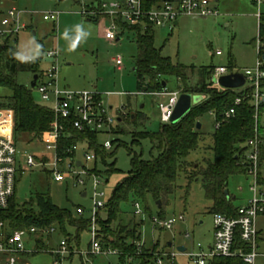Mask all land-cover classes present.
<instances>
[{
  "label": "rangeland",
  "instance_id": "1",
  "mask_svg": "<svg viewBox=\"0 0 264 264\" xmlns=\"http://www.w3.org/2000/svg\"><path fill=\"white\" fill-rule=\"evenodd\" d=\"M116 2L122 0H104ZM96 0H0V11L16 9L25 12L24 20L27 29L22 30L17 37L18 59L20 62H28L32 58H38L43 52L56 50L59 59L47 60L41 64V69L52 68L53 63L58 67L59 80L78 91H97L102 94L105 108L109 110V116L115 120L121 119L120 112L125 108L127 116L141 114L147 118L138 130L147 129L150 132H158L163 126L158 104L167 101L163 97H157L145 89L151 80L145 81L144 87L139 83L135 72L138 47L135 41V32L126 31L120 37V41L110 42L105 38V29L108 20L101 13ZM220 17L217 18H193L182 17L180 25L173 31L166 28H155V46L162 50L163 57L172 59L188 67H196L195 74L189 71L193 82L198 79L197 73L201 67L222 66L229 63L233 58L237 71L244 73L253 66L255 51L254 39L258 34L257 16L264 17V0L258 4L255 0H220L217 3ZM52 12H59L60 18L56 23L45 21L44 16ZM85 12V14H83ZM91 21H90V20ZM79 26V32L77 31ZM79 39L77 40V36ZM221 52L220 55H215ZM121 56L124 68L117 70L112 60ZM33 76L25 72L19 73L17 81L32 90L33 98L39 105H44L41 94L32 89ZM164 80L168 87L164 88L169 93L181 92L180 82L174 77ZM224 91L223 86H215ZM158 90L160 94L164 92ZM10 92L0 88V97L9 96ZM183 94H181L182 96ZM180 96V97H181ZM192 99H194L192 97ZM3 110L0 112H7ZM205 141L200 144L199 150L193 152L188 160L195 166L203 165L204 159L211 157V136L215 131L216 123L214 116L206 115L201 119ZM126 135L101 134L99 141L104 144L107 141H123L126 146L114 144L108 152L114 153V158H108L110 166L115 163L119 173L105 179L100 191L105 194L108 203L112 198L114 189L128 176L131 171L132 155L136 153L143 160L150 161L152 157V143L150 139L141 141L139 145H132L134 125L124 121L120 124ZM2 131L11 134L10 126H1ZM21 154L46 153L45 147L39 140L32 141L29 136L19 137L17 140ZM120 146V147H119ZM132 153V154H131ZM80 162L85 163L84 152L78 157ZM94 163H88V167H94ZM98 169L106 171V166L99 158ZM187 175H181L178 180V189L171 198L170 203L164 207V217L160 216V208L150 203L151 214L142 207L141 215L134 216L135 206L133 203L122 206L124 213V224H131L130 228L143 223L140 228L142 237L130 241L136 248L135 256H132L134 264L143 254L155 255L156 253H178L179 246L186 247L189 253L197 251L198 244L206 245L213 234V214L210 212L212 202L206 197L201 181L193 182L190 187L189 179L195 175L191 169ZM84 185L69 181L59 183L43 169L35 168L19 175L17 186V200L21 205L37 199V195L49 196L52 202L71 212L76 219H90L92 210L93 183L89 177H83ZM251 180L246 175H236L229 179L228 192L236 197L234 205L236 208L246 206V200L252 196L250 192ZM84 194H87L84 196ZM84 210L85 214L80 216L78 209ZM103 215V214H102ZM183 215L184 222L179 221ZM175 219L176 224L172 230H163L156 226V218ZM99 228V227H98ZM100 229V228H99ZM259 239L257 244L258 258L255 264H264V217L258 221ZM71 236L68 238L74 251L70 257H66L61 264H119V257L114 255L95 256L91 254L92 236L89 231L80 234L79 244L76 243V230L68 228ZM189 235L190 238H186ZM63 234L57 228L51 237L46 251L25 260L27 264H54L57 256L49 252L57 250ZM173 246L170 247L169 244ZM35 246H31L34 250ZM156 256V255H155ZM171 264V263H167ZM176 264H193L187 254H177Z\"/></svg>",
  "mask_w": 264,
  "mask_h": 264
},
{
  "label": "trees",
  "instance_id": "2",
  "mask_svg": "<svg viewBox=\"0 0 264 264\" xmlns=\"http://www.w3.org/2000/svg\"><path fill=\"white\" fill-rule=\"evenodd\" d=\"M121 26L136 34L138 56L135 72L139 83L143 86L147 79L151 80L148 88L144 86L147 93H157L158 90H163L168 87L164 78L174 77L180 82L182 94L205 97V100L193 106L179 123L163 124L158 132L137 129L141 126L138 125L139 121L142 124L147 121L142 114L138 118L135 115L122 118L113 130L115 135H126V130L120 127V124L127 121L135 126L133 132L129 133L132 136V145H139L145 139H150L152 143L153 159L145 161L136 153L132 155L131 171L114 189L112 198L98 221L100 228L98 237L102 245L105 248L119 251V264H127L136 253V248L130 244V241L142 237L140 228L143 223L134 225L133 229L130 228L131 224L125 225L122 206L130 203L135 206L139 203L146 212L151 214L150 203L156 205L158 201H161L163 207L159 212L160 216L164 217L163 209L175 195L178 180L181 175H187L191 169L195 170V175L189 179L188 187L195 181H201L207 199L212 202L210 212L213 215L222 214L229 218L238 217L239 208L234 205V196L230 193L227 196L226 191H228L229 179L232 176L246 175L245 143L253 135V120L252 110L248 105L239 108L233 119H223L224 113L234 105L236 95L232 92H222L211 83L217 66L201 67L197 73V81L193 82L188 72L192 71V74H195L196 67L174 63L172 59L163 57L162 50L155 46L153 27L148 26L147 31L143 32L139 26L130 27L122 23ZM228 65L231 68L235 67L233 58H230ZM40 69L39 59L34 63L19 61L17 38L7 39L0 44V88L10 92L9 96L0 97V111H13L16 143L18 138L24 135L29 136L32 141L40 140L45 133L51 130L55 122L54 113L49 108L37 104L32 90L20 85L17 81L19 73L28 72L35 75L40 72ZM164 82L166 87L163 86ZM210 113H214L217 121L222 123L211 136V157L204 159L203 165L195 166L188 158L193 152L199 150L200 144L206 139L203 131L197 130V124ZM60 124L64 128L59 144L61 155L79 157L81 151L68 152V150L84 145L88 151H93L97 160L100 158L106 166V171L101 172L96 162L95 173L102 175L107 181L109 176L119 173L115 163L110 166L107 163L108 158H114V153L109 154V151L100 143V133L78 131L70 121H60ZM114 144L126 146L123 141L119 140L113 141ZM18 182L19 178L17 186ZM17 186L9 207L4 210L0 209V224H4L11 231L26 230L32 227L40 229L55 227L61 231L65 239H68L72 237L68 233L70 227L76 230L77 244H79L80 234L89 231L90 219L74 218L71 212L56 206L49 196L37 195L36 200L21 205L17 200ZM46 246V242L39 240L36 246L37 254L46 251ZM233 251L248 254L252 249L242 241L238 234ZM35 253L25 255L24 259H30ZM137 260L139 264H156L157 258L155 255L143 254ZM210 264L247 263L242 257L233 256L214 258Z\"/></svg>",
  "mask_w": 264,
  "mask_h": 264
},
{
  "label": "built area",
  "instance_id": "3",
  "mask_svg": "<svg viewBox=\"0 0 264 264\" xmlns=\"http://www.w3.org/2000/svg\"><path fill=\"white\" fill-rule=\"evenodd\" d=\"M261 4L263 0H255ZM219 0H122L116 2L101 1L98 5L101 13L108 20L105 29V38L110 42L120 41L128 29L122 24L130 27L139 26L143 32L148 26L155 28H166L171 31L179 25L182 17L193 18H217L220 11L217 7ZM85 14V12H83ZM25 12L16 9L0 11V44L7 39H15L19 33L27 29L24 20ZM60 18L59 12H52L44 16L45 21L56 23ZM258 34L254 39L255 61L252 67L244 73L237 71L235 67L227 65L217 66L211 78V83L221 86L220 80L226 76L242 75L244 85L236 89L225 88L222 92H232L236 95L234 105L223 115L224 120L233 119L239 108L248 105L252 110L253 135L245 143L246 176L251 180L250 192L252 196L248 204L239 208L237 218H229L222 214L213 215L214 243L207 251H194L185 254L194 264H210L214 258H229L240 256L247 264H255L258 258L257 244L259 239L258 221L264 217V17L259 14ZM216 52L214 56L220 55ZM59 52L52 49L43 52L38 58H32L28 62L34 63L40 60L44 63L47 60L59 59ZM117 70L124 68V61L121 56L112 60ZM39 76L37 92L41 94L45 107L49 108L55 115V122L51 130L39 140L45 147L46 153L21 154L14 138V113L13 111L0 112V209H7L10 200L15 195L19 175L35 168H41L50 174L52 179L59 183H75L84 185L83 177H89L93 183L92 210L90 212V229L92 236L91 254L120 256L119 251L105 248L99 239L98 221L101 218L107 202L105 194L100 191L105 178L94 172V167H88V163H96L97 156L93 151H88L84 145L73 147V151H83L85 163L80 162L78 156H63L59 153L60 139L63 134V126L60 121H70L73 127L81 132L94 131L100 134L114 135L113 130L117 127L119 120L127 116L125 108L121 110V119L115 120L109 116V110L105 108L103 96L97 91H77L61 86L58 67L53 63L48 70L40 69L35 74ZM33 79H34V76ZM32 79V81H33ZM182 92L169 93L164 89L157 97H163L167 101L158 104L162 124H171V119L179 102ZM214 116L216 127L220 128L221 123ZM10 126L11 134L2 131L1 126ZM107 151L113 148V141L103 144ZM87 195V194H86ZM142 206L135 204V214L141 215ZM78 214L83 216L84 210L79 208ZM179 221L184 222L183 215ZM175 219L156 218L154 223L163 230H172L176 224ZM55 227L40 229L32 227L26 230L11 231L4 224H0V264H27L24 256L35 253L39 240L49 245L51 237L56 232ZM244 243L251 247V253L245 254L242 251H233L237 235ZM186 238H190L189 235ZM34 245V250L31 246ZM50 246V245H49ZM200 248L201 245L198 244ZM74 249L68 239L61 241L57 250L49 252L57 256L54 264L63 263L66 257H70ZM178 253H156V264H176ZM127 264H134L132 259Z\"/></svg>",
  "mask_w": 264,
  "mask_h": 264
},
{
  "label": "water",
  "instance_id": "4",
  "mask_svg": "<svg viewBox=\"0 0 264 264\" xmlns=\"http://www.w3.org/2000/svg\"><path fill=\"white\" fill-rule=\"evenodd\" d=\"M245 83L244 78L242 75H232V76H226L223 77L220 80V84L221 86H223L224 88H228V89H236L239 88L241 86H243ZM39 85V76L35 75L34 79L31 83L32 89H37ZM163 86L166 87V83H163ZM192 97L194 99H192ZM203 100H205V97H201V96H192L190 94H183L180 99L179 102L177 104V107L175 109L174 115L171 119V124H177L179 123L193 108V106H196L198 104H200ZM133 119H135V116H133ZM121 121V120H119ZM203 129V125L201 122H199L197 124V130L201 131ZM227 196H229V192L226 191ZM158 208H162L163 207V203L161 201H158L157 204ZM170 247L173 246L172 243L169 244ZM177 250L180 253H186L187 248L186 247H179L177 248Z\"/></svg>",
  "mask_w": 264,
  "mask_h": 264
},
{
  "label": "crops",
  "instance_id": "5",
  "mask_svg": "<svg viewBox=\"0 0 264 264\" xmlns=\"http://www.w3.org/2000/svg\"><path fill=\"white\" fill-rule=\"evenodd\" d=\"M97 1V3L96 4H99L101 1H104V0H96ZM220 1V0H219ZM26 25H28L27 23H26ZM179 25H180V23H179ZM178 25V26H179ZM60 83H61V86L62 87H64V88H70V87H67L66 85H64L61 81H60ZM71 89V88H70ZM73 90V89H72ZM75 90V89H74ZM78 91V90H77ZM145 91H146V89H145ZM84 196H86V194H84ZM250 198L251 197H249L247 200H246V205L248 204V202H249V200H250ZM237 198L236 197H234V200H236ZM262 218V217H261ZM213 224V223H212ZM213 243H214V233L212 234V237H211V239H210V241L209 242H207L206 243V245H203V244H200L201 245V247L199 248L198 246H197V251H205V252H207L211 247H212V245H213ZM179 247H182V246H179ZM178 247V248H179ZM187 251H188V249H187ZM181 254H185V253H181ZM191 261V260H190ZM194 264V263H193Z\"/></svg>",
  "mask_w": 264,
  "mask_h": 264
},
{
  "label": "clouds",
  "instance_id": "6",
  "mask_svg": "<svg viewBox=\"0 0 264 264\" xmlns=\"http://www.w3.org/2000/svg\"><path fill=\"white\" fill-rule=\"evenodd\" d=\"M77 31L79 32V26H77ZM79 35L77 36V40L79 39Z\"/></svg>",
  "mask_w": 264,
  "mask_h": 264
}]
</instances>
